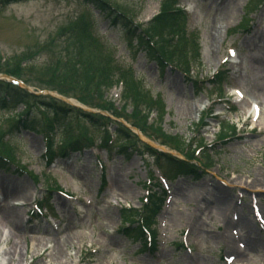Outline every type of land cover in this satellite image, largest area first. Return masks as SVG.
Masks as SVG:
<instances>
[{"label":"rangeland","instance_id":"obj_1","mask_svg":"<svg viewBox=\"0 0 264 264\" xmlns=\"http://www.w3.org/2000/svg\"><path fill=\"white\" fill-rule=\"evenodd\" d=\"M82 1L0 0V79L18 74L16 77L33 92L40 89L51 91L52 94L74 93L72 82H83L86 79L84 74L78 79L77 76L72 77L62 63L57 67L53 65L60 57L64 59L65 50L69 49V46L64 48L65 38L55 40L57 34L62 35L69 26L73 28L74 38L66 42V45H77L81 49V64L90 68L93 62V68L98 67L102 55L98 40L113 48L123 69L133 70L143 87L152 95L162 94L166 114L162 121L163 131L188 144L194 136L193 130L199 119L198 106L207 104L214 96L202 90L196 93L193 85L183 81L177 74L167 72L166 77L161 78L156 65L147 61L137 50L134 41L129 44L120 27L111 26L108 19L91 7H84ZM106 1L127 15L133 23L146 25L159 13L160 3L166 0ZM180 1L184 5L188 3L193 6L188 30L198 32L200 37L201 59L195 62L191 70L193 76L208 79L226 57L228 46L235 47L245 67L244 74L239 75L233 85L240 87L248 100L259 101L264 114V72L252 64L253 54L264 44L259 43V37L264 40V2L251 8L255 0ZM181 3L179 7L183 6ZM241 22L247 23L246 28L234 29ZM87 23L93 24L94 38L88 34ZM261 50L264 52L262 46ZM23 61H26V65ZM69 61L71 65L75 63L71 57ZM52 65L56 67L53 71L45 70V67ZM206 85L203 84L204 88ZM89 86L87 88L91 90L92 81ZM118 91L111 88L106 94L104 98L107 106L121 105V101H115L112 97ZM112 100L114 103H110ZM186 108L190 109V114L184 113ZM21 110L19 106L15 113ZM246 110L244 105L243 109L238 107L234 114H228L217 106L213 114H218L222 122L231 120L235 123L246 116ZM126 112H130L129 107ZM208 124L210 127L201 130L198 135L207 144L215 140L218 132L217 122L208 120ZM75 127H81V124L77 123ZM86 129L88 133L89 128ZM5 132L6 127L1 124L0 135ZM246 136H243L246 140L235 138L228 142L226 148L220 149L221 154L210 164L212 172L209 175L198 181L178 178L170 184L172 192L167 204L168 211L163 214L166 222L161 223V228L160 225L154 227L156 231L159 230L158 249L155 252H140L139 245L131 243L119 232L120 209L126 206L140 207L139 200L144 195L143 184L147 179L146 170L140 158L135 155L129 159L119 156L115 154V148H111L107 155L105 152H97L104 161L107 183L105 191L100 190L101 173L95 167L90 152L85 151L70 160L57 162V171L50 177L59 183L64 193L75 196L72 197L74 200H66L56 193L50 197L58 231H52L47 225L30 224L25 217L27 208H23L20 209L23 228L18 229V236H13L11 225L1 219L7 206L5 196H8L10 203L28 202L41 194V184H35L27 173L38 176L39 182L43 181L42 175H47L46 169L44 172L46 166L40 159L41 137L35 132L19 131L10 138V143L16 162L26 167L27 173H18L15 168V172H0V229L7 232L0 240V246L8 249L14 238L20 240L23 256L20 255L18 262L15 259L11 264H53L52 251L56 242L64 241L66 237L71 242L66 243L65 259L70 257L73 263L78 261L79 264H227L225 260L228 257L234 258L231 264H264V234L254 222L251 209V202L255 201L256 208L264 217V184L261 186L259 182V185L252 187L256 174L264 175L263 116L255 125L253 134ZM249 140L250 143L247 142ZM4 178L19 183L20 188L16 184L15 188L6 189ZM217 178L228 180L234 186L223 187ZM240 182L242 185L237 184ZM183 192L189 201L182 195ZM219 195L225 198V202H228L226 199L231 201L229 211H224V214L217 210ZM242 219L252 224H242ZM183 240L190 245L191 252L177 246ZM237 243L244 247L238 255L234 253ZM90 250L92 254L88 255Z\"/></svg>","mask_w":264,"mask_h":264},{"label":"trees","instance_id":"obj_2","mask_svg":"<svg viewBox=\"0 0 264 264\" xmlns=\"http://www.w3.org/2000/svg\"><path fill=\"white\" fill-rule=\"evenodd\" d=\"M91 1H94V0H91ZM95 3V2H93ZM96 7L98 9H101V10H104V11H107V8L104 9L103 6L99 5V4H95ZM116 20H118L120 23H122L124 25V29L126 28L127 29V33L128 34H136V30H133L130 28L129 26V23L123 19V18H117ZM160 20V18H157L155 20L156 23H158V21ZM160 26H164L163 23H160ZM137 38H138V41L140 44H144V49L146 51V54L151 57V58H154V52L153 50L149 47V45L147 43H145V41L143 40V38L141 37V35H137ZM120 74V76H119ZM118 76L123 78L124 79V92H125V96L124 98L125 99H130V102L131 104L133 105V108L136 112L139 111V105L142 104L141 102V94L138 93L136 91V89H134L133 87V82L129 76V73H124V75L122 76V73H118ZM106 79H109V78H106ZM107 84V85H106ZM104 85L105 87H110V84L107 82L106 83V80H104V78H100L99 79V83H98V87H97V93H99L100 89H101V86ZM73 86H77L80 88V90H84L85 89V81L81 82V81H76L73 83ZM0 94H8L9 95V98H10V103L12 104L11 107L15 108L17 105H24L25 106V111L23 113H20V114H17V115H12V117L9 118V122L11 124V127L10 128H15L16 126L20 125V119L21 117H23L27 112L28 110L30 109L29 105H30V102H37L38 100L34 97V96H31L27 93H25V91H22V90H19V89H16V88H11L9 85H3V84H0ZM147 99V98H146ZM144 99L143 100V103L145 104V109L146 110H149L150 108H156L158 110L160 106L159 102L157 101H153L151 98H148L147 100ZM146 100V102H145ZM51 107V106H50ZM162 108V107H161ZM59 114H61L62 116H65L66 112L67 111H62V110H58ZM162 116L159 117V120L156 122V125L160 127V124H161V121H162ZM28 119V115L26 117ZM86 118L89 119V121L91 122V124L95 127H100V123L98 122V120L96 119V117L94 116H91V115H87ZM70 125V122L68 121L67 123V126ZM28 126H29V129L30 130H33L35 132H40L39 128L37 127L36 125V120L33 118V119H30V121L28 122ZM38 128V129H37ZM67 128V127H65ZM231 129V128H230ZM117 140L121 139V140H124L126 141V145L131 147L133 151L137 152L138 153V149H136L133 145H132V142H131V139H130V136H128L127 134L123 135L121 131H117ZM69 138V137H68ZM65 139V141H67V139ZM182 146V142L181 141H176L174 143V146L177 147V146ZM124 150V149H123ZM122 150V151H123ZM121 151V152H122ZM125 152V151H124ZM148 154L151 156V157H155L157 158V155L155 153H153L150 149L147 150ZM143 154H147L146 151H143L142 152V155ZM158 160H162L163 162V168L165 170V172L168 174V176L170 177H176V176H184V177H188L190 176L191 172H192V166L188 165L187 163H182V162H179L175 159H172L168 156H159ZM0 165L1 166H5L3 163L0 162ZM161 196L160 194H153L150 196L149 198V204H147L144 209H143V214H142V218H141V222L142 224L144 223L145 226H147V223L149 221V219L154 215V213H156L158 210H159V204H161ZM123 215V220L124 222H130L132 224H134V219H138L140 217H138L136 215V213H122ZM126 233L129 235V236H132L133 239L135 240H139L143 237V234H142V231H141V226L140 224H137L135 227H129L127 228L126 230Z\"/></svg>","mask_w":264,"mask_h":264},{"label":"bare ground","instance_id":"obj_3","mask_svg":"<svg viewBox=\"0 0 264 264\" xmlns=\"http://www.w3.org/2000/svg\"><path fill=\"white\" fill-rule=\"evenodd\" d=\"M260 42L262 43L264 42L263 38L259 37ZM261 46L264 48V44H261L257 51L253 54V60H252V64L256 69H262V71L264 72V52H262L261 50ZM264 78V75H263ZM197 110H199L197 108ZM185 114H190V109L186 108L184 110ZM264 117L263 112L260 114L259 117V122L261 120V117ZM261 175V176H260ZM263 174L257 173L256 174V178L253 180L254 186L252 187H256L257 185H259V182H261V186H263L264 181H263ZM4 187L6 189H12L13 187L15 188V185L17 184V187L20 188L19 183L14 182V181H8L7 178H4L3 181ZM238 185H242V183H237ZM261 188V187H260ZM17 189V188H16ZM183 196H185V198H187V200L189 201L188 197L184 194V192L182 193ZM229 196V194H226ZM221 196L219 195L217 197V210L220 212V214H224V211L228 212L229 211V204H231V201L227 200L228 202H225L224 199L225 198H220ZM8 198V197H6ZM204 198V197H203ZM199 204V203H197ZM231 206V205H230ZM20 211L19 209H15L13 208V206H11L10 204H7V206L5 207V211L3 212V214H1V219L2 222H6L9 223L11 225L12 231H13V236H18L17 232L19 231L18 229H22L23 228V223L20 220ZM231 213V211H230ZM242 224H247L250 223L252 224L250 221L246 220V219H242L241 222ZM9 233V232H8ZM7 235V232L4 229H0V240L5 237ZM20 240L18 238H14L12 244L10 245V247L8 249H4L3 247H0V254L2 253V255L0 256V264H11L15 259L18 262V259L21 255V248H20V244H19ZM71 240L69 237H66L64 239V241H57L56 245L52 251L53 253V264H74L73 261H71L70 257H67V259H65V246L67 245L66 243H70ZM23 256V255H21ZM9 257V259H8ZM22 261V259H21ZM19 264V263H18Z\"/></svg>","mask_w":264,"mask_h":264}]
</instances>
